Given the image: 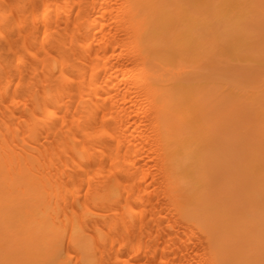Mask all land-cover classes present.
I'll return each mask as SVG.
<instances>
[{
	"label": "bare ground",
	"instance_id": "1",
	"mask_svg": "<svg viewBox=\"0 0 264 264\" xmlns=\"http://www.w3.org/2000/svg\"><path fill=\"white\" fill-rule=\"evenodd\" d=\"M206 2L0 0V215L21 241L15 264H246L254 234L228 243L239 200L207 178L217 112L244 109L210 80ZM234 3L232 29L247 19Z\"/></svg>",
	"mask_w": 264,
	"mask_h": 264
},
{
	"label": "rangeland",
	"instance_id": "2",
	"mask_svg": "<svg viewBox=\"0 0 264 264\" xmlns=\"http://www.w3.org/2000/svg\"><path fill=\"white\" fill-rule=\"evenodd\" d=\"M207 1L208 3L205 4H207L206 11L208 12L206 14L210 15L208 17L213 16L215 13L221 19L214 20V22L213 19L217 17L213 16L214 18L210 20L215 26V29L212 30L213 33L210 34H214V41L218 43L219 55L216 58L220 57V61L215 59L219 63L213 60L211 73H209L210 80L218 84L216 87L223 90L222 94L226 99L238 100L244 109L243 113L233 112L235 113L233 115L228 108L218 109L219 112L216 114L217 119L215 118L214 123L216 128L213 135L214 150L210 153L206 166L207 178L210 189H215L218 192L228 191L227 196L231 201L228 202V205H232V203L239 200L235 207L232 206L236 209L235 216L237 218L231 222L233 229L228 243L239 242L234 247L230 246V251H234L238 245L245 244L246 241L243 238L246 239V235L254 234L255 241L252 240L246 244L254 247V250L249 251L242 247L238 260H245L246 264H264V190H259L260 186L264 187V139H262L264 133H261L264 132V128H262V125H264V16L261 15V19L259 15H254L255 12L251 10L252 7H262L264 9V0H227L228 5L240 1L243 5L241 11L247 18L244 22L240 21L233 29L230 27L231 25L229 26V22L225 21L227 18L222 17L224 14H232L229 10L231 5L228 6L226 3L220 5V2L214 3L220 0ZM231 8L233 7L231 6ZM225 22L227 25H225ZM237 86L245 90L246 94L243 97L240 96L241 92ZM254 89L257 92L252 97L247 91ZM256 141L260 143L256 145ZM252 142H255L256 149L259 148L255 154L247 151V147ZM241 144L246 146V149ZM251 154L254 159L250 161V168L243 171L239 163L244 158L242 155L245 156L244 161H247ZM240 157L242 160H240ZM235 173L244 176L240 184L235 180V177H237ZM2 217L4 216L0 215V242L3 243L4 247L0 249V264H15L17 259L14 257L19 259L20 255L21 257L24 256L21 252L20 254L17 253L19 250L15 251L20 249L22 245L19 243L20 240H18V243H14L19 244L18 246L14 245L13 242L10 243L11 240L4 229V225L9 222L3 223L1 221ZM241 223L244 224L242 231L240 230ZM242 235L244 236L242 237ZM11 244L14 246L12 248L16 247V249H12L14 252L10 249ZM5 251L7 252L6 255ZM20 263L24 264L25 260Z\"/></svg>",
	"mask_w": 264,
	"mask_h": 264
}]
</instances>
